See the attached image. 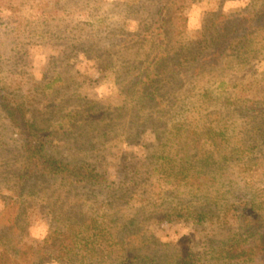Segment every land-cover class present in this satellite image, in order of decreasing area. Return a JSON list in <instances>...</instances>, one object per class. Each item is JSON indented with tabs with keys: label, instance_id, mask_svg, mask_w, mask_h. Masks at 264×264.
<instances>
[{
	"label": "rangeland",
	"instance_id": "obj_1",
	"mask_svg": "<svg viewBox=\"0 0 264 264\" xmlns=\"http://www.w3.org/2000/svg\"><path fill=\"white\" fill-rule=\"evenodd\" d=\"M161 9L167 41L146 35L159 34ZM262 9L264 0H0V264H119L105 227L139 264H218L212 248L241 227L216 216L264 207V29L231 59L196 43L215 36L221 14ZM165 50L176 58L152 67ZM197 54L211 59H181ZM166 63L175 75L156 77ZM10 106L28 113L49 155L95 166L111 185L18 183L26 140ZM204 209L209 218L194 223ZM55 230L84 241L70 261L40 262Z\"/></svg>",
	"mask_w": 264,
	"mask_h": 264
},
{
	"label": "trees",
	"instance_id": "obj_2",
	"mask_svg": "<svg viewBox=\"0 0 264 264\" xmlns=\"http://www.w3.org/2000/svg\"><path fill=\"white\" fill-rule=\"evenodd\" d=\"M219 19H222V22L216 25V29L214 30L215 36L210 40L206 35H202V40H204V42L196 43L199 47H203V51H211V47H215L217 50L211 52V54L214 53L213 55H218L219 58L223 56L227 59L235 58V52H237L238 49L241 51L246 47L252 32L260 28L264 29V9L246 13L242 12L231 16L221 14ZM159 20H161L159 24H163V27L159 28V34L155 35L157 29L150 28L147 30L146 35L152 39L158 36L160 40L167 41L166 25H168L169 22L167 10H160ZM161 45H159V47H161ZM190 46L191 44L189 47ZM172 56L176 58L175 55H171V53L165 50V53L153 58L151 65L154 68L159 67L163 62L173 61L174 58ZM181 59L182 61H189L195 64V66L198 64L197 67L199 68V66L202 65L201 62H206V60L211 58H207L206 60L201 59L197 54L190 60L185 56ZM146 61L147 60L144 61V67L147 69L148 62ZM149 68H151V66ZM161 69V72L156 74V77H163L165 78L164 80H167V75H175L176 73L172 63L162 65ZM142 82L149 91L156 88V78L150 73L143 78ZM9 116L13 124L22 129L26 140L25 162L23 171L18 178V183H26L35 179H50L86 185L91 188H104L111 185L113 177L107 172L98 170L95 166L89 164L71 165L49 155L46 144L41 140L40 132L35 130V124L32 123L28 113L24 109L10 106ZM185 172L186 171L183 170L178 173L185 175ZM185 177H188V174H186ZM231 207L225 208L224 214L216 217L222 219L225 217L230 218L234 215V219L241 229L233 233L232 236H228L230 242H225L222 247L212 248L213 251L210 256L211 261L218 264H251L258 262L264 264V207L258 206L254 202L250 203L249 206L247 204L243 209L238 208L236 210V208L234 209V207ZM209 212L210 210L204 209L200 211V213L195 214L194 217L192 216L193 219H195L194 223L199 225L202 224L205 218H209ZM183 217L185 221L191 219L190 214ZM107 229L108 228L105 227L103 230H100L103 240L107 243L112 242L111 248L116 245L123 249L124 255L123 258L120 259L119 264H139V254L134 245L130 242L128 243L127 240H122L119 244H116L115 242H117L118 237L108 232ZM97 235L99 234L86 237L85 241L87 247L90 244V240ZM78 237V235L71 234L68 230H55L49 235L43 245L35 251L36 256L40 262L44 263H63L65 261H70L75 255L74 253L76 252L78 243L80 244L84 241L83 238L79 239ZM91 244V246H93L96 244V241H93ZM193 263L194 261L189 260V258L179 261V264Z\"/></svg>",
	"mask_w": 264,
	"mask_h": 264
}]
</instances>
